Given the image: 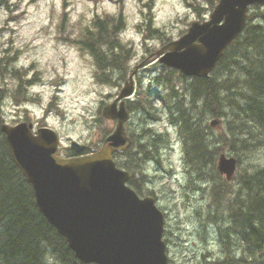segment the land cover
<instances>
[{
    "label": "rangeland",
    "instance_id": "374dc122",
    "mask_svg": "<svg viewBox=\"0 0 264 264\" xmlns=\"http://www.w3.org/2000/svg\"><path fill=\"white\" fill-rule=\"evenodd\" d=\"M212 10L208 0H0V118L10 125L26 121L34 129L52 128L59 136V152L68 150L71 140L88 149L103 144L115 121L103 117L102 108L114 101L128 74L141 64L134 76L133 110L125 122L131 144L126 153L114 154V159L125 164L135 154L140 196L152 195L164 212L163 239L168 259L175 264H211L224 255L221 237L225 239L231 211L228 199L236 194L238 176L264 165V145L247 153L238 147L224 148L226 155L238 156L239 162L229 180L230 193L220 199L212 197L211 183L196 187L204 180L183 165L169 105L182 99L191 77L170 73L152 53L185 33L192 21L207 19ZM119 13L123 22L118 39L128 48L126 69L113 70L107 80L76 40L91 29L95 15ZM167 78L174 85L171 97ZM140 96L151 106L148 112L134 103ZM211 118L207 117V124ZM221 119L219 125L225 120ZM147 131L159 136L157 159L144 157V152L156 149Z\"/></svg>",
    "mask_w": 264,
    "mask_h": 264
},
{
    "label": "trees",
    "instance_id": "16d2710c",
    "mask_svg": "<svg viewBox=\"0 0 264 264\" xmlns=\"http://www.w3.org/2000/svg\"><path fill=\"white\" fill-rule=\"evenodd\" d=\"M208 1L211 8L218 2ZM193 8L199 15L200 10ZM122 22L121 13L95 15L88 26L91 29L76 40L93 56L100 76L107 80L113 70L126 69L128 48L118 39ZM153 32L159 34L158 29ZM167 69L183 78L178 70ZM166 80L170 83L168 97H171L173 81ZM185 88L187 92H183L179 102H170L169 121L176 126L183 165L195 177L206 181L196 187L211 183L212 197L220 199L230 193V182L215 167L218 155L226 147H238V151L247 153L264 145V3L249 8L244 29L224 49L210 74L191 77ZM143 99L140 96L135 104L148 112L151 106ZM149 115L150 119L155 117L154 113ZM208 116L225 120L215 128L206 123ZM2 122L0 118V125ZM147 135L153 133L147 131ZM151 137V146L156 149L144 152V157L157 159L159 136ZM88 151L87 148L85 152ZM236 159L239 162L238 156ZM115 162L132 173L127 183L142 194L135 179L138 170L135 154L131 153L125 164ZM238 179L236 194L228 199L231 211L223 234L225 239L220 236L225 244L224 255L213 259L211 264H264V165L245 170ZM0 264H88L75 256L64 237L39 211L32 185L16 165L1 129Z\"/></svg>",
    "mask_w": 264,
    "mask_h": 264
},
{
    "label": "water",
    "instance_id": "95a60500",
    "mask_svg": "<svg viewBox=\"0 0 264 264\" xmlns=\"http://www.w3.org/2000/svg\"><path fill=\"white\" fill-rule=\"evenodd\" d=\"M263 3L218 0L207 19L192 21L185 33L152 56L184 76L207 77L244 29L249 7ZM138 66L115 100L102 108L105 118L117 122L98 150L63 157L56 153L59 137L52 128L42 126L33 132L32 123L25 121L0 125L16 165L32 185L39 211L84 263L175 264L168 259L163 239V211L152 195L140 197L127 184L131 172L117 167L112 157L115 148L123 150L131 142L124 129L128 112L123 101L117 108V100L132 92ZM220 121L213 118L209 124L217 127ZM84 147L70 141L76 153ZM236 167L234 156L218 155L216 169L226 180L233 178Z\"/></svg>",
    "mask_w": 264,
    "mask_h": 264
},
{
    "label": "flooded vegetation",
    "instance_id": "af4514ba",
    "mask_svg": "<svg viewBox=\"0 0 264 264\" xmlns=\"http://www.w3.org/2000/svg\"><path fill=\"white\" fill-rule=\"evenodd\" d=\"M145 63V61L142 63V65ZM128 76H129V74H128ZM135 76V75H134ZM134 78V77H133ZM134 80V79H133ZM135 81V80H134ZM134 85H133V90H132V92L128 95V96H126V97H123V98H120V99H118L117 100V108L119 107V104H120V102L121 101H123L124 102V108L126 109V111L128 112V114L130 115V112H131V110H133V108H132V101H131V95L133 94V92H134ZM118 95V94H117ZM117 97V96H116ZM115 97V98H116ZM115 98H114V100H115ZM135 103V102H134ZM129 119V116H128V118L126 119V121ZM109 120V119H108ZM111 121H115V123L117 122V119H113V120H111ZM125 121V122H126ZM125 122H124V129H125V133H126V135L128 136V138H129V140H130V137H129V135L127 134V131H126V128H125ZM105 138H104V142L103 143H105ZM131 141V140H130ZM129 147V146H128ZM128 147H126L125 149H123V150H120V147H117L115 150H114V152H113V155L114 154H116V153H119V154H122L123 152H125L126 153V151H127V148ZM93 150V149H92ZM61 153V155H65V156H67V155H71V156H73V155H77L75 152H73L70 148L67 150H65V151H63V152H60Z\"/></svg>",
    "mask_w": 264,
    "mask_h": 264
},
{
    "label": "bare ground",
    "instance_id": "6f19581e",
    "mask_svg": "<svg viewBox=\"0 0 264 264\" xmlns=\"http://www.w3.org/2000/svg\"><path fill=\"white\" fill-rule=\"evenodd\" d=\"M97 45H98V44H97ZM198 179H199V178H198ZM202 180H204V179H202ZM198 181H199V180H198ZM214 210H215V209H214ZM221 210H222V209H221ZM213 212H214V211H213ZM207 214H208V213H207ZM212 215H214V213H213ZM216 215H217V214H216ZM210 216H211V214H210ZM206 217H207V216H206ZM208 217H209V216H208ZM217 217H218V216H217ZM207 219H209V218H207ZM207 219H206V220H207ZM224 229H225V228H224ZM224 229H223V230H224ZM218 232H219V231H218ZM221 232H223V231L221 230ZM221 232H220V233H221ZM220 236H221V234H220ZM228 237H229V236H228ZM239 261H240V260H239Z\"/></svg>",
    "mask_w": 264,
    "mask_h": 264
}]
</instances>
